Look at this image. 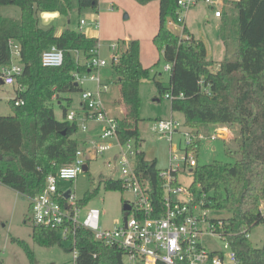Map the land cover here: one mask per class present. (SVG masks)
Returning a JSON list of instances; mask_svg holds the SVG:
<instances>
[{
	"label": "trees",
	"instance_id": "obj_1",
	"mask_svg": "<svg viewBox=\"0 0 264 264\" xmlns=\"http://www.w3.org/2000/svg\"><path fill=\"white\" fill-rule=\"evenodd\" d=\"M76 1L78 9L98 7V0ZM135 1L144 5L152 0ZM157 1L158 26L153 43L163 60L170 64L169 82L164 86L155 74H149L150 67L143 66L137 39L118 40L123 46L116 53L117 59L111 58L119 92L115 103L124 108L123 116L116 118L118 139L122 143L133 140L138 148L136 175L148 184L152 200L160 202L164 192L156 160L147 159L140 149L139 85L142 81L152 82L160 95H172L170 109L183 115L186 127L199 130L216 124L234 130V138L222 139L225 153L234 161L196 163L188 174L192 178L188 190L194 202L202 201L204 207L229 213L226 218H220L221 230L240 264H264V238L260 247H254L248 237L255 226L264 224V212L260 211L264 199V0H234V15L221 11L218 37L225 55L217 69L211 68L213 61L207 58L204 42L195 38L186 26H183V36L167 26L169 18L177 19V0ZM2 5L19 7L20 16L0 15V66L11 62L8 41L13 39L19 46L22 69L15 76L14 96L9 99L12 113L0 115V183L29 197L44 188L48 174L74 159L78 149V141L73 136L77 122L57 120L52 99H65L70 105L69 94L82 91L74 74L94 69L89 65L90 50L98 39L71 28L57 35L52 26L39 24L40 12L58 11L66 15L71 0H0ZM229 24L230 30L226 27ZM51 45L62 50L60 66L41 64V53ZM17 100L22 103L15 104ZM60 106L65 115L68 107ZM199 143L193 148L194 155ZM122 182V178L103 175L99 178L105 190H122ZM96 191L97 188L87 191L84 202ZM60 201L64 203L63 198ZM81 204L79 200L78 205ZM31 237L41 246L62 245L63 241L58 229L35 224ZM11 239L26 250L33 264V252L28 244ZM69 250H76L73 264H126L119 247L95 240L92 232L83 227L75 229Z\"/></svg>",
	"mask_w": 264,
	"mask_h": 264
},
{
	"label": "rangeland",
	"instance_id": "obj_2",
	"mask_svg": "<svg viewBox=\"0 0 264 264\" xmlns=\"http://www.w3.org/2000/svg\"><path fill=\"white\" fill-rule=\"evenodd\" d=\"M213 3H207L205 0H195L183 14L186 27L193 32L195 37L202 40L206 46L207 58L213 61L212 69H217L218 62L224 58V46L218 37L220 18L214 15L215 8L218 7L220 0H212ZM224 2L222 12L234 15L232 0ZM98 8V9H97ZM83 7L78 9L77 1L71 0V8L66 15L58 14L53 16L49 22L40 23L42 27H53L58 31L60 27H68L84 32L91 28L98 38V57L106 60V64L92 69L90 73H96L100 81L106 83L108 88L100 93V100L108 116L122 117L120 106L115 103L119 96L117 85L114 83L116 78L112 72L111 57L117 53L123 46L118 40L137 39L139 42V55L142 64L150 67L149 74H153L167 86L169 82V71L165 69L166 62L161 57L159 50L153 43V34L158 22V1L152 0L147 4L141 5L135 0H98V7ZM98 13L97 26H92L91 17L87 13ZM0 15L4 17H19L20 9L15 5H2ZM223 16V14H222ZM221 16V17H222ZM86 19V23L79 26L80 19ZM230 30V24L226 26ZM176 33L180 32L177 27L172 28ZM113 44L116 49L113 50ZM117 50V51H115ZM87 75V74H86ZM91 91L97 89L94 81L88 78L84 79L81 85ZM14 86L1 84L0 86V115H10L12 107L9 99L14 96ZM66 96V95H64ZM70 105H67L65 99H52V107L57 120H63L64 115L60 105H66L68 111L80 113L83 109L80 92L71 93ZM140 106L139 113L141 120L138 123V131L141 138L140 149L144 151L147 159H155L156 167L164 169L168 166V156L171 146L174 145L178 155H183L180 150L183 146V138L180 132L173 135L171 141L162 137L151 129L152 123L157 119H170L180 122V130L194 128L186 127L183 115L179 112H172L170 109V100L165 94L160 95L152 82L142 81L139 85ZM83 111V110H82ZM81 111V112H82ZM87 130H83L77 121V130L73 134L78 141V148L88 150L92 139L96 138L101 127L94 120L85 122ZM223 128L224 130H218ZM204 133L206 138L199 143V149L196 152V161L198 164L211 163L214 161L233 162V157L225 153L222 139H232L235 136L234 130L223 125L211 124L205 128H198ZM223 132V133H222ZM219 133V134H218ZM210 136V137H209ZM211 136H214L211 138ZM179 141L181 142L179 144ZM118 152L116 147L97 154L96 156L83 153L82 158L88 160V170L82 171L78 176L70 181L63 180L60 185L64 188L71 187L77 201V209L80 220H82L90 208L99 210V225L101 228H112L118 226L123 221V204L133 200V193L130 190H105L99 184L101 175L112 177L114 179L124 178L121 172V165H113L112 159ZM134 158H131V163ZM179 180L185 186L192 182V178L185 174H179ZM97 188L95 195L84 202L85 193ZM29 197L19 194L9 187L0 183V264H32L27 256L26 250L11 238L24 240L33 252V264H73V252L69 250L73 241L66 239L62 245L56 243L51 246H41L36 244L31 237L32 220L29 204ZM82 204L79 206L78 201ZM206 218H226L229 213L224 210H200ZM248 237L254 247H260L264 238V224L255 226ZM209 248L216 247L223 249L224 240L218 236H212L207 242ZM126 260V259H124Z\"/></svg>",
	"mask_w": 264,
	"mask_h": 264
},
{
	"label": "built area",
	"instance_id": "obj_3",
	"mask_svg": "<svg viewBox=\"0 0 264 264\" xmlns=\"http://www.w3.org/2000/svg\"><path fill=\"white\" fill-rule=\"evenodd\" d=\"M213 3L212 0H205ZM195 3V0H177V19L169 18L167 26L180 29V36H183L184 12ZM215 16H221V10L214 11ZM85 19H80V25ZM96 21H93V25ZM11 62L9 65L0 66V81L8 86H13L15 76L21 72L19 63L20 52L18 44L10 39L8 41ZM113 44V50L116 49ZM98 43L90 50L91 58L89 65L94 69L106 64V60L99 58ZM116 51V50H115ZM112 60L117 59L113 53ZM41 64L47 67H57L63 62L62 50L51 45L41 53ZM165 69H170L166 64ZM87 74V75H86ZM75 82L82 85L84 79L88 78L97 85L95 91L83 88L80 92L83 111L76 113L71 110L66 112L64 119L73 122L79 120L83 130H87L85 122L94 120L101 125L96 138L88 145V150L78 148L74 159L70 164L60 166L55 173L48 174L45 179L44 188L37 194L29 196L31 220L35 225L58 229L63 240L71 239L74 242L75 229L83 227L90 230L97 241L112 246H117L123 251V258L126 264H240L235 251L226 240L222 230L220 218H206L201 211L210 210L204 207L203 202H194L192 194L179 180V174H189L196 165L194 147L197 142L207 136L200 130H180V122L170 119H157L151 129L172 140L176 132H180L183 138V146L180 148L184 154L178 155L174 145L171 146L168 156V166L159 169L158 175L162 179L163 198L160 202H154L148 192V184L142 183L135 172V156L138 152L133 140L124 143L120 142L117 136V122L115 117L108 116L99 98L100 93L106 91L108 85L100 81L96 73L74 74ZM202 86V81H200ZM202 90L209 93L202 87ZM168 99L172 98L170 93L165 94ZM182 97V94H179ZM22 103L17 100L15 104ZM223 131L224 129H218ZM223 133V132H222ZM219 134V133H218ZM210 137V136H209ZM214 136H211L213 138ZM181 142L179 141V144ZM192 148H189V147ZM116 147L118 152L112 159L116 166L119 163L124 178L123 189L130 190L134 197L128 201L130 208L127 211L126 219L118 226L112 228H101L99 225V210L90 208L85 217L80 220L77 201L71 187L67 199L63 193L68 188L60 185L63 180H74L83 171L86 161L81 157L83 153L96 156ZM189 148V149H188ZM134 162L131 163V158ZM60 198L64 199L62 204ZM65 205L67 207H65ZM260 211L264 212V199L260 203ZM212 236H218L224 240L223 249L209 248L207 242ZM76 258V250L73 251V260Z\"/></svg>",
	"mask_w": 264,
	"mask_h": 264
},
{
	"label": "crops",
	"instance_id": "obj_4",
	"mask_svg": "<svg viewBox=\"0 0 264 264\" xmlns=\"http://www.w3.org/2000/svg\"><path fill=\"white\" fill-rule=\"evenodd\" d=\"M232 1H234V0H232ZM224 2H227L226 0H220L219 1V5H218V7L217 8H215V10L216 9H220L221 11H222V6H223V4H225ZM96 9V8H95ZM98 9V8H97ZM214 10V11H215ZM59 14V12L58 11H44V12H40L39 13V24L40 23H43L44 25H45V23H47V22H49L50 21V19L53 17V16H56V15H58ZM87 15H88V17H91V19H92V22L90 23L92 26H97L98 24H97V19L99 18V15H98V13H87ZM221 16H222V13H221ZM221 16H215L216 18H220V20H221ZM83 19H85V18H83ZM93 21H96V24L95 25H93ZM79 23H80V20H79ZM78 23V24H79ZM85 23H86V19H85ZM84 23V24H85ZM42 25V24H41ZM79 26H80V24H79ZM157 26H158V22H157ZM183 26H186V24H185V22H184V17H183ZM65 28H68V27H60L59 29H58V31H56L55 32V34H60L61 33V31L63 30V29H65ZM173 27H171V26H169V29H171L173 32H175L173 29H172ZM187 28V27H186ZM156 30H157V27H156ZM156 30H155V32H156ZM187 30L190 32V33H192V35L195 37V35L193 34V32L192 31H190L188 28H187ZM155 32H154V34H155ZM85 35H87V36H89V37H94L93 35H96L97 33H94V31L91 29V28H87V29H85L84 30V32H83ZM176 33V32H175ZM154 34H153V36H154ZM176 34H180V32L179 33H176ZM97 38V37H96ZM195 38H197V37H195ZM98 39V38H97ZM199 39V38H198ZM139 57H140V55H139ZM144 66V65H143ZM70 95V94H69ZM69 95H67V96H69ZM71 97V96H70ZM56 98V97H55ZM72 98V97H71ZM54 99V98H53ZM83 109L81 108V111H82ZM120 110H121V112H122V114L124 113V108L123 107H121L120 106ZM80 111V112H81ZM117 118V117H116Z\"/></svg>",
	"mask_w": 264,
	"mask_h": 264
},
{
	"label": "water",
	"instance_id": "obj_5",
	"mask_svg": "<svg viewBox=\"0 0 264 264\" xmlns=\"http://www.w3.org/2000/svg\"><path fill=\"white\" fill-rule=\"evenodd\" d=\"M0 83L2 84V81H0ZM76 84H77V83H76ZM87 169H88L87 165L84 164V165H83V171H87ZM69 193H70V189L68 188V189H66V191L63 193V196H64L65 199L68 198ZM65 207H67V206L65 205ZM129 208H130L129 203H128V202H125V203L123 204V211H124L123 220L126 219L127 211L129 210Z\"/></svg>",
	"mask_w": 264,
	"mask_h": 264
}]
</instances>
